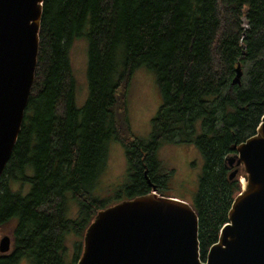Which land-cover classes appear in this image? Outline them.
I'll return each instance as SVG.
<instances>
[{"label": "trees", "instance_id": "16d2710c", "mask_svg": "<svg viewBox=\"0 0 264 264\" xmlns=\"http://www.w3.org/2000/svg\"><path fill=\"white\" fill-rule=\"evenodd\" d=\"M38 36L21 126L0 174V225L12 222L15 252L0 255V264H75L86 226L106 204L91 189L111 139L125 153L126 197L147 192L149 183L166 195L155 155L161 143L197 146L204 162L189 203L204 260L241 189L225 157L264 113V0H43ZM75 36L87 39L80 107L68 57ZM237 63L242 74L232 84ZM139 65L153 71L161 97L147 138L131 133L126 107ZM67 196L77 204L73 217L65 215ZM70 232L71 262L64 259Z\"/></svg>", "mask_w": 264, "mask_h": 264}, {"label": "water", "instance_id": "95a60500", "mask_svg": "<svg viewBox=\"0 0 264 264\" xmlns=\"http://www.w3.org/2000/svg\"><path fill=\"white\" fill-rule=\"evenodd\" d=\"M43 0H0V174L17 139L34 77ZM242 74L236 64L232 84ZM240 191L204 260L197 214L184 199L150 190L99 208L75 264H264V113L253 134L225 157ZM9 238L0 239V251Z\"/></svg>", "mask_w": 264, "mask_h": 264}, {"label": "rangeland", "instance_id": "374dc122", "mask_svg": "<svg viewBox=\"0 0 264 264\" xmlns=\"http://www.w3.org/2000/svg\"><path fill=\"white\" fill-rule=\"evenodd\" d=\"M73 40L71 49L70 45L68 47V57L75 80L74 103L77 107H80L83 105L88 93L85 74L87 39L85 36H75ZM160 102L161 97L157 90V83L153 71L144 65L137 66L133 69L126 90L128 123L131 133L135 137H148L151 127V118L156 113ZM195 129L196 132H199L201 129L199 119L195 124ZM155 155L158 165H160L162 171L167 174L163 192L166 195L184 199L188 203L193 202L198 178L204 162L203 156L197 146L192 142L161 143L156 148ZM128 174L129 171L127 170L126 157L122 146L114 139L108 140L107 156L99 171L96 182L91 189V195L104 199V203L108 205L114 203L118 199L127 198L124 185L128 182ZM236 177L239 183L240 180L243 179L240 171L237 173ZM18 185L19 184L13 187L16 188ZM27 188L28 183H25L24 191H26ZM119 190H121L120 195L115 197L114 194ZM76 211V202L73 201L72 197L67 196L65 202V215L73 217ZM12 225L11 221L6 222L4 225H0V233L11 234ZM65 236L67 237L65 241L64 259L71 262L74 252V244L72 241L75 240L76 237L71 232L66 233ZM6 251L7 249L0 251V253H5Z\"/></svg>", "mask_w": 264, "mask_h": 264}, {"label": "flooded vegetation", "instance_id": "af4514ba", "mask_svg": "<svg viewBox=\"0 0 264 264\" xmlns=\"http://www.w3.org/2000/svg\"><path fill=\"white\" fill-rule=\"evenodd\" d=\"M224 165L228 168L229 166L227 165V162H226V160H225V162H224ZM229 172V171H228ZM6 235H8V237H9V244H8V247H7V251L5 252V253H0V255L1 256H3L4 257V259L5 258H8L9 256H11V255H14V245H13V239H12V234H7V233H0V239L3 237V236H6ZM17 259H16V261L17 262H19V261H22L23 260V258L21 257V256H18V255H16L15 256ZM8 263V261H4V264H7Z\"/></svg>", "mask_w": 264, "mask_h": 264}, {"label": "bare ground", "instance_id": "6f19581e", "mask_svg": "<svg viewBox=\"0 0 264 264\" xmlns=\"http://www.w3.org/2000/svg\"><path fill=\"white\" fill-rule=\"evenodd\" d=\"M243 182V179L241 180V183ZM226 223H229V222H226Z\"/></svg>", "mask_w": 264, "mask_h": 264}]
</instances>
